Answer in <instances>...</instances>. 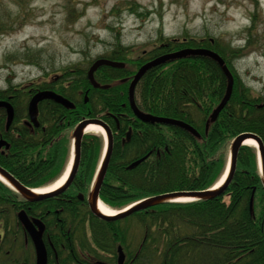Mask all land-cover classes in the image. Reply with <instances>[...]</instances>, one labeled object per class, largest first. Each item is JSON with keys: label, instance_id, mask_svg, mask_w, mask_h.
<instances>
[{"label": "trees", "instance_id": "trees-1", "mask_svg": "<svg viewBox=\"0 0 264 264\" xmlns=\"http://www.w3.org/2000/svg\"><path fill=\"white\" fill-rule=\"evenodd\" d=\"M163 43L167 46L157 48L156 53L172 52L183 45L213 51L193 41ZM129 53L119 49L108 59L125 61ZM139 66L136 64L134 69ZM87 70L78 63L55 71L50 81L0 90V101L8 102L14 111L13 123L6 131V113L0 109V139L8 144L7 150L0 151V166L24 186L38 188L62 175L71 152L73 130L87 119H100L111 131V154L99 199L115 210L155 195L213 188L225 173L232 141L242 133L257 135L264 147V107H259L264 97L254 96L230 69L231 97L206 129L227 87L221 69L209 58L186 57L153 68L134 92L140 112L182 121L197 131L198 138L178 127L136 119L128 103L131 78L126 77L131 74L127 69L100 67L94 79L99 86H107L105 89L91 87ZM38 91H52L75 108L67 110L43 101L38 105L37 128L24 126L28 103ZM103 146L100 136L88 134L82 139L81 176H87L88 188ZM143 157V162L131 167ZM14 197L20 198L0 182V222L16 231L17 225L9 219L16 222L13 216L19 210L11 208ZM54 198L47 201L57 202L58 197ZM39 209L49 208L42 205ZM133 223L137 233L132 232ZM89 239L94 249L90 252L107 264H116L117 246L126 254L124 264H264V190L256 149L243 146L239 150L231 180L218 197L162 204L119 220L91 217ZM59 242L52 241L54 248ZM59 264H69L68 258L60 257Z\"/></svg>", "mask_w": 264, "mask_h": 264}, {"label": "rangeland", "instance_id": "rangeland-1", "mask_svg": "<svg viewBox=\"0 0 264 264\" xmlns=\"http://www.w3.org/2000/svg\"><path fill=\"white\" fill-rule=\"evenodd\" d=\"M172 38L202 40L264 97V0H0V90Z\"/></svg>", "mask_w": 264, "mask_h": 264}, {"label": "water", "instance_id": "water-1", "mask_svg": "<svg viewBox=\"0 0 264 264\" xmlns=\"http://www.w3.org/2000/svg\"><path fill=\"white\" fill-rule=\"evenodd\" d=\"M186 57H206L215 62L218 67L221 69L222 74L225 76L227 80V87L225 91V95L223 99L220 101L219 105L212 111L209 121L206 124V129L209 124V122H214L219 113L224 109V107L227 105L231 94H232V88H233V77L226 67L224 61L221 59L219 55L216 53L206 50V49H184L172 54L164 55L161 57H158L146 64H144L142 67L139 68V70L136 72L134 75L132 81L130 82L129 88H128V101H129V106L130 109L133 112V115L140 120L143 123L147 124H160L164 126H173V127H178L192 136L198 138L199 134L197 131H195L190 125L178 121V120H173V119H168V118H160V117H154L148 114L141 113L134 102V91L137 83L141 80V78L148 72L149 70L161 66L163 64H166L168 62L186 58ZM106 66V67H111V68H123L122 63L118 62H113L105 59H98L96 60L92 66L89 68L87 72V79L89 81V84L94 88H107V86H102L100 87L94 80V73L97 71L98 68ZM43 100H51L54 103L61 105L67 110H73L74 105L68 101L67 99L49 91H43V92H38L36 93L31 100L28 103V108H27V113L29 117V122L33 124L34 126H37V114H38V104L42 102ZM263 105L259 107H263ZM3 108L6 111V128L8 129L11 123L13 122L14 119V111L11 105L8 102L5 101H0V109ZM94 124L96 126H99L102 131L105 134L106 137V151L105 155L103 157L102 163L100 165V168L98 170V173L96 175L95 181L93 183L92 189L89 194V199H88V205L91 214L104 221H111V220H119V219H125L128 218L129 216L133 215L134 213L146 211L150 208H153L158 205L162 204H167V203H176L180 202V199L188 198L190 199L189 202L193 201H198V200H211L219 195H221L224 191V188L227 186L228 182L231 180V176L235 170V164L237 160V155L239 150L243 147L246 146L247 141H252L256 145V149L258 152V157H259V165H260V175H261V183H262V188L264 190V148L261 139L252 133H242L238 135L231 143L230 146V158H229V166L228 170L225 176L224 181L219 187H214V190H205V191H180V192H172V193H165V194H160V195H155L151 196L148 198H145L139 202H137L136 205L132 206L130 209L127 211H124L122 213L116 214L114 217H106L105 215L101 214L98 210V203L99 201V191L101 188V185L104 181L107 167H108V162H109V157L111 154V133L109 131V128L101 121L98 119H90V120H83L80 124L76 126V128L73 131V139H74V161H73V166L71 173L68 175L67 182L65 184H69L68 182L71 181V178L73 176V172L76 169L78 158H79V150H80V144L82 141V138L85 134V129L87 126ZM128 139V135H127ZM2 147L8 148V145L6 142L3 140H0V149ZM146 157H143L142 159L135 161L134 163L131 164V167H135L141 162L145 160ZM0 177L1 179L4 180V182L15 192H17L20 196H22L24 199L30 202H35L39 201L48 197L53 196L56 194V192L49 193V194H41L37 195L34 193L33 190H30L26 187H24L22 184H20L10 173H8L6 170L0 167ZM58 192V191H57ZM128 206L127 208H129ZM126 208V209H127ZM124 209V210H126ZM118 213V212H117ZM18 220L24 226L27 231L29 232L33 244L35 247V253H36V264H46V252L44 249V246L41 241V233L37 232L34 233L35 231L32 228L31 223L29 222L28 218L23 212H20L18 214ZM37 223V222H36ZM125 260V255L122 252L121 247L117 248V259L116 263L117 264H123Z\"/></svg>", "mask_w": 264, "mask_h": 264}, {"label": "flooded vegetation", "instance_id": "flooded-vegetation-1", "mask_svg": "<svg viewBox=\"0 0 264 264\" xmlns=\"http://www.w3.org/2000/svg\"><path fill=\"white\" fill-rule=\"evenodd\" d=\"M170 41L176 44L187 43L186 39L179 38H172L170 39ZM200 42L202 46H205L203 44V41ZM166 44L167 43H160L159 45H157V43H153L150 50L142 51L134 57H128L125 59L130 62V65L135 66L136 64H140L137 69L133 68L132 71L128 70L129 73H132H130L132 76L130 81L132 80L137 70L145 63L161 55L177 52L185 48H196L192 46L184 47L183 45V48L180 47L181 49H174L172 52L170 51L167 53H156L157 48H160L161 46L165 47L167 46ZM151 52L154 53L149 55ZM121 62L124 65L126 61ZM123 69H125V65L123 66ZM134 70L136 71L134 72ZM55 76L56 74H53L52 78L48 80H52ZM23 125L29 128H37L29 122H24ZM9 128L6 129L5 124V130L8 131ZM1 140L7 143L6 140ZM2 149L6 148L3 147ZM2 149H0V151ZM66 167L64 171L66 170ZM64 171L62 172V175ZM83 173L84 172L81 169V161L79 156L77 166L73 172L71 181L68 182L69 184H64L60 189L53 191L56 192V194H54L53 196L39 201L30 202L12 190L20 196V198L14 197V199L11 200V208L19 209L13 216L16 222L13 221L11 217L9 218L11 219L12 223L17 225V230H11L9 227L6 228L3 222H0V264H36V253L33 240L27 229L22 226V224L18 220V214L20 212H23L26 215L32 225L33 230L35 231L34 233H41V241L46 252V264H59L60 257H64L65 259L68 258L69 264H107V262L104 261L102 257L96 255L94 257V252H90L94 250L93 247H91L89 244L91 217L97 220L99 219L94 217L90 212L88 199L91 186H89V188L87 187V176L85 175L84 177H82L81 175ZM61 176L57 180L44 184L43 186H39L38 188L31 189L24 186L23 184L22 185L30 190L42 191L51 187L56 181L61 178ZM54 197H58V199H56L58 200L57 205H55V203L57 202H54L53 200L55 199ZM50 198H53L51 199V202L47 201V199ZM35 205H37L36 207L38 208H36ZM42 205L43 207H45V209H49H47L46 211L39 209V207H42ZM7 232H10V234L7 235ZM54 240H57L58 242L60 241L59 244H56L57 248H54L52 244V241ZM98 252L100 253V251Z\"/></svg>", "mask_w": 264, "mask_h": 264}, {"label": "bare ground", "instance_id": "bare-ground-1", "mask_svg": "<svg viewBox=\"0 0 264 264\" xmlns=\"http://www.w3.org/2000/svg\"><path fill=\"white\" fill-rule=\"evenodd\" d=\"M88 8L90 9V8H94V7L89 6ZM149 71H150V70H149ZM149 71H148V72H149ZM146 74H147V72H146ZM146 74H145V75H146ZM145 75H144V76H145ZM85 133H93V134H97V135H104V132L102 131V129H101L99 126H96V125H94V124H91V125L87 126V128L85 129ZM246 145L249 146V147H253V148L256 147V146H255L256 144H255L254 142H252V141H247V142H246ZM69 170H70V169H68V170L64 173V175H63L58 181H56L51 187H49V188H47V189H45V190H42V191H41V190L34 191V193L37 194V195H41L42 193H50V192H53V191H56V190L60 189V188L64 185V183H65V181H66V179H67V176H68ZM226 173H227V172L224 173V176H223V177L221 178V180L216 184L215 187H219V186L222 184V182H223V180H224V178H225ZM0 180L4 182V180L1 179V177H0ZM4 183H5V182H4ZM189 201H190V199H188V198L180 199V202H189ZM98 210H99V212H100L101 214L105 215L106 217H114L115 214H116V211H113V210L107 208V207L104 206L101 202L98 203Z\"/></svg>", "mask_w": 264, "mask_h": 264}]
</instances>
